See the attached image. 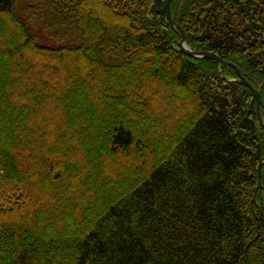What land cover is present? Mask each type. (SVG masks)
I'll return each instance as SVG.
<instances>
[{
    "label": "trees",
    "instance_id": "obj_1",
    "mask_svg": "<svg viewBox=\"0 0 264 264\" xmlns=\"http://www.w3.org/2000/svg\"><path fill=\"white\" fill-rule=\"evenodd\" d=\"M165 1L0 0V264H264L255 101ZM171 12L264 106V0Z\"/></svg>",
    "mask_w": 264,
    "mask_h": 264
},
{
    "label": "water",
    "instance_id": "obj_2",
    "mask_svg": "<svg viewBox=\"0 0 264 264\" xmlns=\"http://www.w3.org/2000/svg\"><path fill=\"white\" fill-rule=\"evenodd\" d=\"M173 0H166L165 1V16L166 20L170 26V28L178 35L180 38L179 42V49L180 52L187 58H190L195 61L199 60H208V61H213L215 62L219 67H230L232 70L235 71V75L237 78V82L244 87H246L252 94V97L255 101V109H256V116L258 119V122L261 126V128L264 130V119L262 118L261 113H264V106L262 104L260 94L246 81L245 76L238 70L235 66L228 64L224 62L222 59L219 57L207 53V52H195L191 51L188 48V40L184 34V31L180 26L175 24L173 18H172V12H171V7H172ZM264 164V159L260 161V164L257 169V177H258V185H257V190L261 188L260 185V169L261 166Z\"/></svg>",
    "mask_w": 264,
    "mask_h": 264
}]
</instances>
